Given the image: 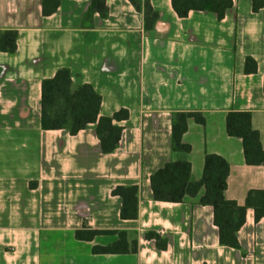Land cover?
<instances>
[{
	"label": "crops",
	"instance_id": "0c3cea01",
	"mask_svg": "<svg viewBox=\"0 0 264 264\" xmlns=\"http://www.w3.org/2000/svg\"><path fill=\"white\" fill-rule=\"evenodd\" d=\"M149 1L158 13L150 30L129 0H106L108 15L87 19L90 0H60L48 16L42 0H0V29L18 32L16 51L0 52V264H264V216L255 222L248 209L241 249L221 246L213 208L199 204L204 188L171 203L155 201L150 187L176 159L172 113L197 111L205 124L188 119L182 137L193 178L217 154L230 165L226 199L244 204L264 189V165H247L241 139L226 132L229 111H249L264 149V6L234 0L220 20L207 11L180 18L171 0ZM248 56L254 73L244 71ZM63 67L101 95V116L128 111L113 153H102L96 124L74 135L42 129V81ZM117 186L138 187L136 219L120 218ZM77 230L125 231L137 251L93 253L118 235L83 241Z\"/></svg>",
	"mask_w": 264,
	"mask_h": 264
},
{
	"label": "trees",
	"instance_id": "16d2710c",
	"mask_svg": "<svg viewBox=\"0 0 264 264\" xmlns=\"http://www.w3.org/2000/svg\"><path fill=\"white\" fill-rule=\"evenodd\" d=\"M138 11L144 15V27L153 28L158 13L152 8L149 0H129ZM175 13L184 18L190 11H207L223 19L226 12L234 5V0H171ZM60 0H42V14L48 16L56 12ZM264 6V0H252V10L257 12ZM98 13L105 18L108 15L106 0H90L89 8L84 18ZM16 29H0V52L13 54L17 48ZM257 63L252 57H246V73H254ZM101 95L89 84L76 85L72 81L71 72L63 67L57 70L52 78L44 79L41 86V126L43 130L66 129L74 135L89 124H96V134L102 153L111 154L119 146L122 127L118 122L128 118V111L121 109L111 117L101 116ZM204 125L205 117L197 111H174L171 124V147L176 159L167 162L150 177V187L153 199L161 202L180 203L187 197H195L200 189L204 194L199 204L213 208V222L218 228L219 244L233 249H241L237 233L244 225L246 211H254V220L258 222L264 216V189L250 190L244 204L225 198L227 180L230 174L229 163L220 155L206 154L202 176L195 180L191 172V164L187 155L191 146L182 141L187 130L188 119ZM226 132L229 136L240 138L243 146L244 159L247 165H264V149L260 133L251 123L249 111H229L226 115ZM31 187L36 186L32 182ZM138 187L117 186L112 194L122 200L120 218L134 220L138 217ZM117 234L118 239L105 246H94L96 254H124L137 251V241H128L125 231L77 230V240L91 241L96 235ZM155 240L161 249L166 248V240L156 232L147 234Z\"/></svg>",
	"mask_w": 264,
	"mask_h": 264
}]
</instances>
